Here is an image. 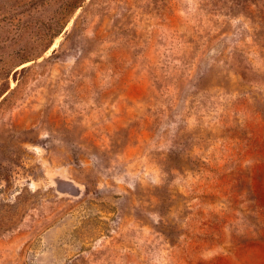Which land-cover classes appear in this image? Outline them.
Here are the masks:
<instances>
[{"label":"rangeland","instance_id":"obj_1","mask_svg":"<svg viewBox=\"0 0 264 264\" xmlns=\"http://www.w3.org/2000/svg\"><path fill=\"white\" fill-rule=\"evenodd\" d=\"M0 264H264V0H0Z\"/></svg>","mask_w":264,"mask_h":264}]
</instances>
